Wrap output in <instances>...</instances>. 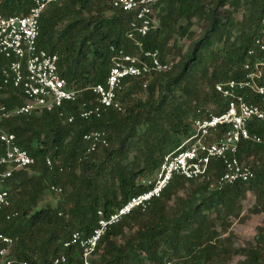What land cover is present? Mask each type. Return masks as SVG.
Segmentation results:
<instances>
[{
    "label": "trees",
    "instance_id": "16d2710c",
    "mask_svg": "<svg viewBox=\"0 0 264 264\" xmlns=\"http://www.w3.org/2000/svg\"><path fill=\"white\" fill-rule=\"evenodd\" d=\"M33 4L0 0V12L27 14ZM155 7L157 25L139 36L142 49L127 36L135 12L112 0H56L43 10L39 45L59 54L62 76L81 94L57 109L0 115V128L14 132L36 158L14 171L6 185L20 213L2 220L1 230L13 238L8 256L18 263L52 264L68 252L65 240L74 231L91 234L99 210L109 216L148 189L141 178L154 174L165 154L192 133L195 118L222 105L219 82L244 77L248 58L253 67L261 62L264 72V52L255 44L264 39V0H159ZM112 46L142 57L143 50L158 51L161 61L172 65L126 78L117 92L122 109L81 117V105L95 101L90 86L107 80ZM7 62L0 55V68ZM247 99L261 101L249 92ZM23 101L18 88H0V108ZM251 129L263 132L264 121ZM95 130L107 131L109 144L86 154L84 135ZM239 157L255 170L250 181L219 185L220 161L213 163L210 179L176 175L145 210H133L108 229L93 264H228L236 256L237 264H264V223L253 245H235L232 229L250 192L256 197L253 211L264 212V142L244 141ZM52 184L62 186L64 199L45 206L44 193ZM4 245L0 242V249Z\"/></svg>",
    "mask_w": 264,
    "mask_h": 264
},
{
    "label": "built area",
    "instance_id": "2783aa9c",
    "mask_svg": "<svg viewBox=\"0 0 264 264\" xmlns=\"http://www.w3.org/2000/svg\"><path fill=\"white\" fill-rule=\"evenodd\" d=\"M52 1L56 0H34L27 14L6 16L0 12V55L8 59L7 64L0 68V88L11 85L18 88L24 98L21 104L12 108L1 106V116L57 109L65 101L77 100L81 94L80 90L69 87L67 79L62 76L59 54L39 45L40 18ZM158 1L112 0L115 7L135 12L136 18L131 22L127 36L141 49L143 41L139 36L147 35L157 25L155 6ZM262 23L264 33V17ZM255 44L264 52L262 37L257 38ZM111 49L114 53L113 64L107 80L90 86L95 94V101L90 106L86 102L81 105V117L100 116L111 107L122 109L117 92L124 86L126 78L168 70L172 65L169 60L161 61L158 51L143 50L142 57L127 52L125 48L112 46ZM254 52L255 48L252 47L249 54ZM260 63L257 62L253 67L248 58L244 77L219 82L216 88L223 98L222 105H215V108L193 120L192 133L184 137L177 148L165 154L154 176L144 180L149 185L148 189L133 195L109 216L99 210L98 225L92 233L86 235L82 231H74L63 243V248L69 251L60 252L52 264H93L99 243L108 229L133 210H145L155 197L161 196L176 175L189 179H210L213 163L220 161L222 171L217 182L219 185H233L254 178L252 164L243 162L239 151L244 141L264 142V130L259 132L251 129L253 123L264 121V72ZM247 92L258 96L261 101L247 99ZM74 118L73 114L68 116L70 122ZM84 138L89 142L86 154L109 144L108 132L105 130L88 132ZM35 161L36 158L17 143L14 132L0 128V242L5 244L0 249L2 264L18 263L15 258L8 256L14 244L13 238L1 230L2 220H11L20 213L15 208L11 191L6 185L14 171L27 168ZM46 162L53 165L50 157L46 158ZM50 190L60 193L63 188L52 184ZM163 264L174 263L166 260Z\"/></svg>",
    "mask_w": 264,
    "mask_h": 264
},
{
    "label": "rangeland",
    "instance_id": "374dc122",
    "mask_svg": "<svg viewBox=\"0 0 264 264\" xmlns=\"http://www.w3.org/2000/svg\"><path fill=\"white\" fill-rule=\"evenodd\" d=\"M240 15V14H238ZM214 106V104H212ZM131 153L130 158H133ZM154 174L144 175L141 182L145 179L151 178ZM64 199V195L51 191L49 188L44 193L43 204L57 206ZM256 203L255 195L250 192L249 196L243 201V213L241 217L233 219L232 229L235 232L234 243L237 246L253 245L256 243V236L258 233V226L264 223V212L255 213L253 207ZM239 256L234 257L228 264H237ZM149 263V262H148Z\"/></svg>",
    "mask_w": 264,
    "mask_h": 264
}]
</instances>
